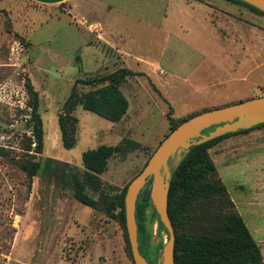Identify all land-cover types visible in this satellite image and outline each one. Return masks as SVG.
Listing matches in <instances>:
<instances>
[{"label":"rangeland","instance_id":"374dc122","mask_svg":"<svg viewBox=\"0 0 264 264\" xmlns=\"http://www.w3.org/2000/svg\"><path fill=\"white\" fill-rule=\"evenodd\" d=\"M201 1L223 14L214 11L209 17L204 9L195 10L191 16L170 17L176 22L170 28V22L161 16L158 20L154 11L150 15L156 19L151 23L123 17L116 24L124 36H131L126 37L125 47L134 58L90 35L88 23L75 20L67 5L12 0L0 7V151L5 153L0 154V264H135L120 210L109 216L105 206L123 193L171 131L174 122L168 113L179 122L206 109L264 95V15L230 0H223L225 5ZM159 23L166 29L152 27ZM236 30L255 34V48L233 44L234 39L238 41ZM123 56L135 73L121 85L130 102L127 115L113 122L76 106L72 114L78 118L77 142L63 148L59 115L70 111L66 102L72 92L89 89L77 80L127 67ZM153 62L163 66V81L140 70ZM27 77L39 93L45 132L41 153L27 149L32 137ZM125 138L139 146L128 145L124 154L110 157L99 175L102 185L95 190L85 176L83 152ZM208 154L215 170L206 181L225 185L226 192L202 196L187 205L177 218L178 233L216 234L214 227L236 210L232 196L264 182V162L254 161L264 159V126L227 136L211 146ZM26 155L40 163L31 181L19 164ZM239 158L244 160L238 164ZM70 170L78 171L85 191L101 209L74 198L63 177ZM259 175L262 182L257 181ZM152 207L147 210L150 217ZM148 226L152 247L168 239L165 231H159L157 220H149Z\"/></svg>","mask_w":264,"mask_h":264},{"label":"trees","instance_id":"16d2710c","mask_svg":"<svg viewBox=\"0 0 264 264\" xmlns=\"http://www.w3.org/2000/svg\"><path fill=\"white\" fill-rule=\"evenodd\" d=\"M230 1L243 4L264 15L263 11L247 2L242 0ZM132 74L135 73L131 69L121 67L101 77L77 80V82H83L89 85V89L85 92H72L66 102L67 105H70V111L68 113L61 112L59 115L58 124L63 148L70 149L77 142L76 129L78 118L72 114L76 106L81 105L83 109L94 112L113 122L120 121L127 114L129 100L122 91L121 85ZM26 88L31 96L30 107L32 121V137H30V143L27 149L41 153L44 146L45 132L43 120L39 112V93L34 88L29 77H27ZM168 118L171 122H174L172 126V129H174L188 117L176 122L170 117L169 112ZM261 126H264V123L255 125L252 128ZM215 127L216 125L210 126L204 129L203 133H208ZM247 130L249 129L228 132L202 144H194L188 151L183 152L181 156L170 159L172 177L168 194V210L176 232L174 251L176 264H264L260 247L254 240L237 209L228 214L222 224L214 227L216 234L192 236L177 232L178 215L182 213L187 205L202 196L216 195L219 193L224 194L226 192L225 185L219 182L210 183L206 181V177L215 170V166L209 157L208 149L227 136ZM33 144L34 146L32 147ZM128 145L131 148L139 146L132 139L125 138L117 144H100L95 148L83 152L82 162L85 168V176L95 190H98L102 185L99 175L107 169L108 159L118 153L124 154L129 149L126 148ZM0 154L5 155L3 151H0ZM19 164L27 173L30 181L37 175L40 168L39 161H32L29 156L20 160ZM64 174V183L71 189L75 199L92 208L101 209L100 203L85 191L84 180L78 171L70 170ZM150 187L151 182L147 183L141 190L136 201L135 216L138 226L139 250L149 264H158L164 240H161L157 245L152 247L150 243L151 230L148 226V221L157 220L159 231H165L167 238L169 235L154 207H152L151 217L147 213L148 207L152 205L150 200ZM126 190L127 187L120 196H114L108 200L105 210L109 216H114L115 210H120L119 216L123 223L131 252L124 214V196ZM100 194L103 199H106L107 195L102 188L100 189Z\"/></svg>","mask_w":264,"mask_h":264},{"label":"water","instance_id":"95a60500","mask_svg":"<svg viewBox=\"0 0 264 264\" xmlns=\"http://www.w3.org/2000/svg\"><path fill=\"white\" fill-rule=\"evenodd\" d=\"M264 12V0H242ZM264 123V95L240 100L220 107L195 113L179 123L160 142L148 162L128 184L124 197L125 225L135 264H149L139 250L136 201L141 190L151 182L150 200L161 223L168 232L158 264H176V232L168 210V194L172 177L170 159L179 157L194 144ZM216 127L208 133L203 130Z\"/></svg>","mask_w":264,"mask_h":264},{"label":"crops","instance_id":"0c3cea01","mask_svg":"<svg viewBox=\"0 0 264 264\" xmlns=\"http://www.w3.org/2000/svg\"><path fill=\"white\" fill-rule=\"evenodd\" d=\"M30 2H34L41 6H59V5H67L69 13H73V18L78 21H81L82 24L88 23L86 25V30L89 34H94L96 38L99 40H104V42L110 46L116 48L122 55L129 54V57L132 58V53L126 49V37L124 36L125 31L123 29L118 28V22L121 23L123 21V17H129L134 20L135 23L145 24L146 22L155 21L154 15H150L153 11L157 12L158 18H162L163 21H169L170 26L171 23H176L175 20L172 22L170 17L180 16H191L192 13H195V10L202 11L207 13L210 17L217 11L212 5H207L205 2L201 0H29ZM216 5H225L223 0H215ZM12 3V0H0V7L8 6ZM204 19H206L204 17ZM160 20V18L158 19ZM161 21V20H160ZM162 23L157 25H152V27H156L157 29H166L162 26ZM177 26L171 28L174 31ZM183 27V26H179ZM168 28V29H169ZM126 30V29H125ZM234 37L238 38V41L234 39L232 41L233 44L237 46H249V49L255 48V34L250 35V31L246 32L245 30L235 31ZM125 38V39H124ZM254 38V40H252ZM97 39V40H98ZM248 44V45H247ZM139 57V56H135ZM134 58V57H133ZM123 64L127 66L129 69H134L132 64L126 59L124 56L122 57ZM143 62V61H140ZM137 62V63H140ZM143 69L141 71H148L151 75L155 74V76L160 79L159 81H163L165 77L161 75V71L165 72L163 66L160 63H149L143 65ZM249 65V71L251 72ZM253 66V67H252ZM252 71L255 69V58L253 59ZM146 67V68H145ZM189 76H185L184 79L188 80ZM180 79V78H179ZM212 87V86H210ZM122 89V88H121ZM196 88L195 90H197ZM123 91V90H122ZM197 92V91H196ZM198 93V92H197ZM125 94V93H124ZM127 97V96H126ZM128 98V97H127ZM130 108V102H129ZM128 108V110H129ZM128 113V111H127ZM127 115V114H126ZM125 115V116H126ZM252 128V127H251ZM250 129V128H248ZM252 129H261V127H256ZM251 140V137H249ZM250 152V151H249ZM250 159V157H249ZM244 158H239L238 163H241ZM254 161H262L263 160H254ZM261 164V163H256ZM264 165V164H261ZM258 182H262V179L259 175L257 177ZM264 181V180H263ZM233 202L236 204V209L238 213L242 216L245 221L250 233L252 234L254 240L259 245L261 253L263 255L264 260V182L258 183L254 185L252 190L244 192L240 196H232ZM242 207V209H241ZM243 210V211H242ZM247 215V219L244 217Z\"/></svg>","mask_w":264,"mask_h":264}]
</instances>
